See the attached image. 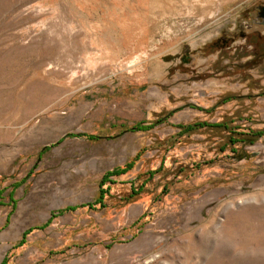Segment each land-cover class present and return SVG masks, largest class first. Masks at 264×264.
<instances>
[{
  "label": "rangeland",
  "instance_id": "374dc122",
  "mask_svg": "<svg viewBox=\"0 0 264 264\" xmlns=\"http://www.w3.org/2000/svg\"><path fill=\"white\" fill-rule=\"evenodd\" d=\"M259 6L0 0V264H264Z\"/></svg>",
  "mask_w": 264,
  "mask_h": 264
},
{
  "label": "trees",
  "instance_id": "16d2710c",
  "mask_svg": "<svg viewBox=\"0 0 264 264\" xmlns=\"http://www.w3.org/2000/svg\"><path fill=\"white\" fill-rule=\"evenodd\" d=\"M206 126H208V127H212V128H224V129H226V130H232V129H230V126L229 125H227V124H213V125H210V124H205ZM199 126V125H198ZM201 127H202V125H201ZM185 129H189V130H193V128L192 127H190V128H185ZM231 135H232V137L230 138V140H229V143H231L232 145H234V144H236V143H239V142H241L240 140H238L239 138H238V136L240 137V136H242V137H244V141L246 142V141H250L249 139H256V138H260V137H262V136H264V131H261V132H253V131H251V132H249V133H241V132H232L231 131ZM235 136H236V138H235ZM243 141V142H244ZM234 153H237V152H235V151H233ZM129 168H130V166H129ZM127 171H128V168H126L125 170H121V171H119L118 172V170H116L115 172H112V173H109V174H107L106 176H105V178H104V180L101 182V184H100V192H101V197H100V201H99V203L100 204H102L103 203V199H104V195H106V194H108L109 193V188H107L106 190H104L103 189V187H104V185H105V183L106 182H109V178L111 177V176H117V175H120V174H122V173H127ZM111 184H113V182H111ZM0 196H1V194H0ZM104 207V206H103ZM24 242V241H23Z\"/></svg>",
  "mask_w": 264,
  "mask_h": 264
},
{
  "label": "flooded vegetation",
  "instance_id": "af4514ba",
  "mask_svg": "<svg viewBox=\"0 0 264 264\" xmlns=\"http://www.w3.org/2000/svg\"><path fill=\"white\" fill-rule=\"evenodd\" d=\"M256 12L255 23L264 26V6L257 7Z\"/></svg>",
  "mask_w": 264,
  "mask_h": 264
}]
</instances>
